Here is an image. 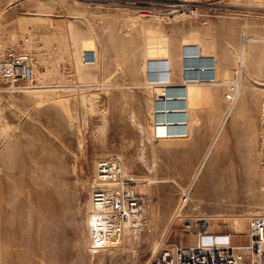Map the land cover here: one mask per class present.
<instances>
[{
	"label": "rangeland",
	"instance_id": "1",
	"mask_svg": "<svg viewBox=\"0 0 264 264\" xmlns=\"http://www.w3.org/2000/svg\"><path fill=\"white\" fill-rule=\"evenodd\" d=\"M25 34L40 40L43 89L0 94V264H149L161 240L180 241L178 213L248 244L250 221L264 217V0H0V54L20 51ZM187 46L198 50L191 64ZM212 73L219 85L204 82ZM188 90L201 105L193 127L183 121ZM162 99L188 138L170 141L166 115L155 120ZM219 131L201 189L194 177ZM111 156L147 197L148 228L95 254L91 182Z\"/></svg>",
	"mask_w": 264,
	"mask_h": 264
},
{
	"label": "built area",
	"instance_id": "2",
	"mask_svg": "<svg viewBox=\"0 0 264 264\" xmlns=\"http://www.w3.org/2000/svg\"><path fill=\"white\" fill-rule=\"evenodd\" d=\"M139 14L133 12V16ZM39 44L38 38L25 34L21 39L20 51L8 49L0 54V94L7 90L21 92L43 89L39 84L35 51ZM197 51L195 46H187L184 50L185 60L191 64ZM82 60L86 65H94L97 62L96 54L85 52ZM206 64L213 65L214 62L211 59L200 62L202 67ZM239 83L237 72L226 94L231 106L237 102ZM136 182L134 177L125 174L121 157L111 156L97 161L91 195L92 206L101 219L98 224L99 236L94 235L91 245L93 253L108 251L113 236L124 229L141 233L148 228V199L136 190ZM188 201L189 196L184 192L178 207ZM177 218L182 221L180 241L170 243L168 239L161 240L159 252L149 264H264V217H255L250 221L248 244L244 246L232 245L231 236L214 235L207 217L178 213ZM190 237L192 242H184ZM218 238L224 239L226 244H220Z\"/></svg>",
	"mask_w": 264,
	"mask_h": 264
},
{
	"label": "bare ground",
	"instance_id": "3",
	"mask_svg": "<svg viewBox=\"0 0 264 264\" xmlns=\"http://www.w3.org/2000/svg\"><path fill=\"white\" fill-rule=\"evenodd\" d=\"M248 42V41H247ZM247 42H245L244 43V46H243V49L244 50H246L247 49ZM241 55V54H240ZM243 65V64H242ZM182 68V67H181ZM182 70V69H181ZM169 73H170V70H168V75H169ZM224 76L226 77V78H228L229 77V72L228 71H226L225 72V74H224ZM240 77V76H239ZM228 80V79H227ZM147 81H149V80H147ZM223 82V81H222ZM224 82H227V81H224ZM219 81H214V82H206V84H214V85H219ZM227 84V83H226ZM157 84H151V85H149V87H147V89H149V91H151L152 89H153V87H155ZM240 85V84H239ZM241 87L242 88H244V89H246V87L243 85V84H241ZM148 91V90H147ZM246 91V90H245ZM193 91H190V90H188L187 92H186V101H185V104H186V106H185V117L183 118V121H184V123L185 124H187V125H189V126H192L193 127V124L195 123V119H194V115L199 111V109L201 108V105L200 106H198L197 104H196V102L195 101H193V98H192V96H191V93H192ZM151 93V92H150ZM197 93V92H196ZM193 94V93H192ZM154 95V94H153ZM201 97V96H200ZM12 98V97H11ZM8 99V98H7ZM4 100V99H3ZM167 100H165V99H162L161 101H160V106H159V108L157 109V113H156V119L155 120H157V121H160V115L161 114H165L166 116H165V118H164V121L165 122H167V124H168V126H169V129L171 130V136H170V141H172V140H180V139H185V138H188L189 137V135H190V133H191V131L190 132H187L186 133V135H182V136H177V134H176V132L174 131V129L172 128L175 124V122H176V120H174V118H173V116L171 115V113H172V111L171 110H166V112H161V105L162 104H164L165 106L167 105V102H166ZM202 100H200V102H201ZM1 102H2V96H0V104H1ZM82 104V103H81ZM199 104V103H198ZM236 104V103H235ZM234 104V105H235ZM233 105V106H234ZM2 106V105H1ZM202 106H203V104H202ZM215 106V105H214ZM204 107V106H203ZM4 109V108H3ZM173 110H174V106H173ZM229 110V109H228ZM234 110V107H232L231 109H230V111L232 112ZM170 113V114H169ZM229 113V112H228ZM0 116H2V114L0 115ZM228 116V115H227ZM226 116V117H227ZM197 117V116H196ZM131 118H132V121L134 122V123H136V121H135V116H131ZM224 120V119H223ZM229 122V121H228ZM7 124V123H6ZM221 125V124H220ZM138 126H139V128L140 129H143V126L141 125V124H138ZM181 125H179V126H177V132H178V134H182V132H183V130H184V128L183 127H180ZM172 129H171V128ZM223 127V126H222ZM264 127V126H263ZM221 129V128H220ZM263 134V133H262ZM220 136H221V132L219 131V133H217L216 134V136L213 138V140H212V142H211V145H210V147H208L209 149H208V151H207V154H206V156L204 157V159H203V162L201 163V166H199V168H198V171H197V174L195 175L196 177H194L195 179H194V185L199 181V188H203L204 186H205V184H206V182H207V180H208V178H209V176H207L206 175V173L204 174V176L202 177V178H200V174L201 173H199L201 170H202V168L203 167H205L206 166V163H207V161H208V159H209V157L211 156V153H212V151H213V149H214V147L217 145V142H218V140H219V138H220ZM264 138V137H263ZM263 143V142H262ZM261 143V144H262ZM264 144V143H263ZM207 149V148H206ZM263 158V157H262ZM262 161V160H261ZM196 171V170H195ZM193 180V179H192ZM190 187H191V185H190ZM42 188V187H41ZM191 188H193V187H191ZM42 190V189H41ZM221 217V216H220ZM225 218V217H224ZM100 217H99V214L97 213V211H96V209L94 208V206H92V208H91V212H90V214H89V219H88V230L90 231V233L89 234H91L90 236H91V238H89V240H91L90 242H91V245H92V243H93V237H94V235H95V237H98L99 235H98V232H99V227H98V224H99V221H100ZM223 219V218H222ZM242 219H245V218H242ZM172 220V219H171ZM219 220V219H218ZM221 220V219H220ZM232 220H233V218H232ZM250 220V219H249ZM210 228L211 229H213V227L212 226H210ZM233 228L234 229H236V230H239L240 229V226H238L237 225V220L235 219L234 221H233ZM88 231V232H89ZM128 233H130V231H128L127 229H124L120 234H118V235H114L113 236V238L111 239V241H110V248H109V250H117V249H119V248H121L122 247V245H123V242H124V238L126 237V235L128 234ZM133 234V233H132ZM134 236V235H133ZM128 237V236H127ZM218 240H220L219 241V243L220 244H226V242L224 241V239H220V238H218ZM6 246V245H5ZM24 247V246H23ZM89 247H90V249H91V246L89 245ZM120 250V249H119ZM92 251V250H91ZM107 252V251H106ZM111 252V251H110ZM118 252V251H117ZM117 252H115V253H117ZM112 253H114V252H112Z\"/></svg>",
	"mask_w": 264,
	"mask_h": 264
},
{
	"label": "crops",
	"instance_id": "4",
	"mask_svg": "<svg viewBox=\"0 0 264 264\" xmlns=\"http://www.w3.org/2000/svg\"><path fill=\"white\" fill-rule=\"evenodd\" d=\"M204 56H207V57H210V54H207L205 52ZM216 62H214V65H215ZM213 70V69H212ZM208 71V70H207ZM216 79H215V76L214 74H208V77H206L205 81L204 82H214Z\"/></svg>",
	"mask_w": 264,
	"mask_h": 264
}]
</instances>
